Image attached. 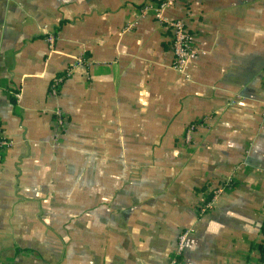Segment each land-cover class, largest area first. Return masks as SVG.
<instances>
[{
    "label": "crops",
    "instance_id": "obj_1",
    "mask_svg": "<svg viewBox=\"0 0 264 264\" xmlns=\"http://www.w3.org/2000/svg\"><path fill=\"white\" fill-rule=\"evenodd\" d=\"M160 1L0 0V264L260 259L264 0H179L188 78Z\"/></svg>",
    "mask_w": 264,
    "mask_h": 264
},
{
    "label": "built area",
    "instance_id": "obj_2",
    "mask_svg": "<svg viewBox=\"0 0 264 264\" xmlns=\"http://www.w3.org/2000/svg\"><path fill=\"white\" fill-rule=\"evenodd\" d=\"M179 0H161L158 4L144 5L140 12L142 14L147 13L150 9L153 10L158 22L162 23L170 32V40L173 49V62L171 68L182 73L185 77H189V68L193 60L199 55V48L197 46L194 35L189 31L186 23L182 18L174 17L170 14L172 10L177 6ZM47 40L49 42V48L54 50L55 35L52 32L46 31ZM81 58L77 59L75 65L81 63ZM65 78L63 75L56 77L50 85V98L56 100L59 95V89L63 84ZM20 97V95H18ZM55 122L58 126H65V115L59 106H55L52 110ZM11 145L10 141H7L0 127V166L2 163V154L4 149ZM225 187V186H224ZM223 187L213 190V197H217L223 191ZM211 203H208L206 207H210ZM206 207L204 210H206ZM178 247V254H182L184 250L183 239ZM262 241L264 242V228L262 231ZM176 262V260H175ZM254 264H264V251L262 252L260 260Z\"/></svg>",
    "mask_w": 264,
    "mask_h": 264
},
{
    "label": "trees",
    "instance_id": "obj_3",
    "mask_svg": "<svg viewBox=\"0 0 264 264\" xmlns=\"http://www.w3.org/2000/svg\"><path fill=\"white\" fill-rule=\"evenodd\" d=\"M259 249H260V251H264V242L263 241H261V244L259 245ZM261 258V257H260ZM260 260V259H259Z\"/></svg>",
    "mask_w": 264,
    "mask_h": 264
}]
</instances>
